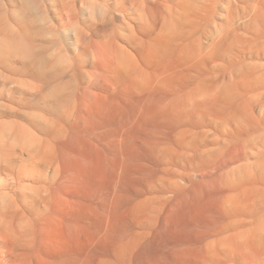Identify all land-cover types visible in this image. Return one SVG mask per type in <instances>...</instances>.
Segmentation results:
<instances>
[{
	"label": "bare ground",
	"instance_id": "obj_1",
	"mask_svg": "<svg viewBox=\"0 0 264 264\" xmlns=\"http://www.w3.org/2000/svg\"><path fill=\"white\" fill-rule=\"evenodd\" d=\"M49 2L0 19V264H264V0Z\"/></svg>",
	"mask_w": 264,
	"mask_h": 264
},
{
	"label": "rangeland",
	"instance_id": "obj_2",
	"mask_svg": "<svg viewBox=\"0 0 264 264\" xmlns=\"http://www.w3.org/2000/svg\"><path fill=\"white\" fill-rule=\"evenodd\" d=\"M22 0H0V12L2 11V8H3V11L4 12H1L0 13V19H2L3 17H13V19L14 18H16L17 17V19L19 18V16H20V14H21V12L22 11H24V8H23V6L26 8V9H29V5H30V8H35L36 6V8H37V10H34V9H31V11L33 10V11H36L34 14H32V12L30 13L29 11H30V9L27 11L26 10V12H23L24 13V15H26L25 16V19L28 21V22H31L32 21V23L34 22V23H36L38 20H43V21H45L46 20V23H48V22H51V21H53V19H54V15H53V13H52V9L50 8V6H49V0H34V1H29V0H23L22 2H21ZM41 1H42V3H41ZM25 2V4H23ZM32 2V3H31ZM44 2H45V4H44ZM22 3V4H21ZM36 3H37V5H36ZM35 5V6H34ZM3 6V7H2ZM6 6V7H5ZM9 8H8V7ZM15 6H16V8H15ZM20 6V7H19ZM34 6V7H33ZM11 7H13L12 9H11ZM19 7V8H18ZM18 8V9H17ZM21 8V9H20ZM95 8L97 9V11H95V14H94V12L91 14V13H89V15L87 14L88 12H83V13H86V15L85 14H80L79 15V18L81 19V21H84V22H86V21H88V20H90L91 18L93 19L94 17H97L99 14V12H98V10L99 11H102V8L103 7H101V5L99 6V5H96L95 6ZM42 9V10H41ZM7 10H8V12H7ZM29 12V13H28ZM19 13V14H18ZM27 13V14H26ZM37 14V15H36ZM98 14V15H97ZM8 15V16H7ZM32 16V17H30V16ZM83 15H85V16H83ZM91 15V16H90ZM81 16V17H80ZM88 17V18H87ZM28 18H30V21H29V19ZM31 18L33 19V20H31ZM35 18H37V19H35ZM47 18H49V19H47ZM86 18V19H85ZM49 20V21H48ZM42 23V22H41ZM37 24L38 23H36V26H37ZM34 25V24H33ZM35 26V27H36ZM2 27V26H1ZM2 28H4V27H2ZM1 28V29H2ZM47 33V32H46ZM62 40V41H61ZM65 37H64V35H60L59 37H58V40L55 42V43H53V44H51L50 46H49V49H50V52H55V51H61L60 49H61V46H62V44L61 43H64L63 44V46H67V48H69L70 47V45L68 44V42H67V45L65 44ZM62 54H64L63 52H61Z\"/></svg>",
	"mask_w": 264,
	"mask_h": 264
}]
</instances>
